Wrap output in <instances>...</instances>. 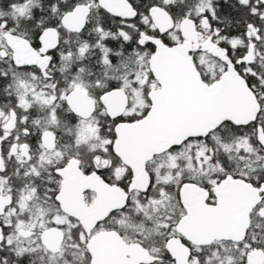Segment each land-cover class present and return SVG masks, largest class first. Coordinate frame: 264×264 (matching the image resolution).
<instances>
[{
  "label": "snow or ice",
  "instance_id": "6c2138e0",
  "mask_svg": "<svg viewBox=\"0 0 264 264\" xmlns=\"http://www.w3.org/2000/svg\"><path fill=\"white\" fill-rule=\"evenodd\" d=\"M0 264H264V0H0Z\"/></svg>",
  "mask_w": 264,
  "mask_h": 264
}]
</instances>
